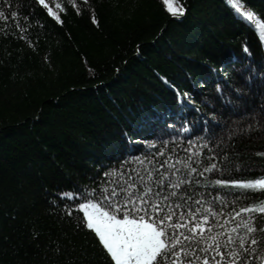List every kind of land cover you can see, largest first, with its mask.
Returning a JSON list of instances; mask_svg holds the SVG:
<instances>
[{
    "label": "trees",
    "instance_id": "1",
    "mask_svg": "<svg viewBox=\"0 0 264 264\" xmlns=\"http://www.w3.org/2000/svg\"><path fill=\"white\" fill-rule=\"evenodd\" d=\"M11 2L34 47L0 35V264H109L94 233L78 227L82 213L65 212L82 201L59 194L96 187L128 158V139L196 121L194 108L205 119L215 109L213 142L241 118L264 125V42L226 0H179V19L162 0H77L80 15L47 0L67 9L62 24L35 0ZM246 8L264 18V0ZM8 28L16 32L15 21ZM177 93L191 97L187 107ZM233 145L243 171L232 178L264 175V130Z\"/></svg>",
    "mask_w": 264,
    "mask_h": 264
},
{
    "label": "snow or ice",
    "instance_id": "2",
    "mask_svg": "<svg viewBox=\"0 0 264 264\" xmlns=\"http://www.w3.org/2000/svg\"><path fill=\"white\" fill-rule=\"evenodd\" d=\"M35 2L56 23H63L60 13L67 14V9L62 3L57 2L58 11H53L47 0ZM162 2L171 17L185 15L179 0ZM67 4L81 14L77 0ZM226 4L253 24L264 42V18L246 8V0ZM3 5L0 35H12L34 47L27 36L28 17H23L22 26L11 0H3ZM9 19L15 21L16 32L9 31ZM92 23H96L94 10ZM217 91H222L219 86ZM177 95L178 103L187 107L191 97ZM224 102L237 107L230 99ZM193 110L198 113L196 121H184L179 127L169 124L153 140L128 139V158L103 172L96 187L84 185L59 194L61 200L82 201L73 208L65 205V212L82 213L78 227L94 233L109 264H264V226H258V218L264 221V175L232 178L243 166H233L235 153L228 151L236 138L256 128L264 130V125H245L241 118L226 137L213 142V129L219 125L215 109L206 119L199 108ZM256 155L264 157V152ZM249 194L254 195L253 202L242 205Z\"/></svg>",
    "mask_w": 264,
    "mask_h": 264
}]
</instances>
